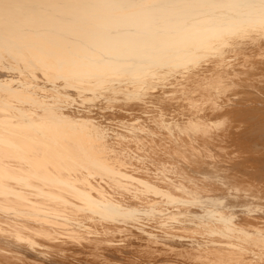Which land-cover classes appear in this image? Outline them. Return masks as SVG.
Instances as JSON below:
<instances>
[{"label":"bare ground","instance_id":"bare-ground-1","mask_svg":"<svg viewBox=\"0 0 264 264\" xmlns=\"http://www.w3.org/2000/svg\"><path fill=\"white\" fill-rule=\"evenodd\" d=\"M24 36L27 37L26 40H30L25 42H33L38 50L39 56H36L37 53L35 55L37 61L34 60L36 57L31 55V52L35 50L28 48V44L24 42ZM0 46L7 50L5 53L4 50L0 52L6 54L0 55V68L8 71L5 74L10 73L11 77L15 74L12 78L16 81L15 84L4 85L6 91L7 89L9 91L7 94L10 95L14 88L28 85L26 81L30 76L34 79L39 77L37 71L41 69H44V72L41 70L43 79L32 81L33 86H37L40 91L37 92L38 95L46 97L44 93L47 91H43L46 87L50 89V92L53 90L51 94L56 89L66 92L62 106L41 102V107L39 105L41 109L38 107L40 110L33 108L34 102L30 103L29 99H22L26 97L25 94L23 96L20 94L22 101L18 100L16 104L12 102L16 106L20 101V107L12 109L10 99L12 96L6 99L7 94L2 93L4 88L0 92L5 97L0 95L1 228H4L5 222L6 226L12 229H16L17 224L22 228L25 225V229L28 225L31 229L41 231L40 236L36 234L41 239L43 238L41 234L46 233V235L58 237L61 241L62 233L58 234L62 236L56 237V232L58 233L61 229L67 228V231L71 229L77 234L80 233L82 237L83 231L84 233L88 231V234L93 233L92 230L95 231L94 229L98 226L104 225L105 223H100L102 220L101 222L106 221V225L102 226L104 228L109 227L110 223L118 225L130 223V226L132 225L136 230L139 229V232L149 233L154 237L158 234L159 237L160 234L164 236V233H154L149 227L146 228V224L143 225L148 216L149 218L157 217L163 228L165 226L172 228L177 224L174 225V222L183 223L187 220L191 225L188 224L194 226L200 232L198 235L201 236H195V233V237H191L193 232L190 234L191 231H188L191 237L188 241L189 246H197L199 252L203 253L209 261L213 263L219 261V264H225L224 262L226 264H264V104L262 102L261 106L256 103L257 105L253 104L252 108L244 107L243 104L247 99L239 97L240 93L237 95L234 92L236 95L231 94L225 99L214 100L217 105L212 111L195 110L196 106L202 105L208 98V94L205 92H197V94L196 90L219 91L223 95L232 85L241 86L245 81L248 82L244 79L245 77L243 78L246 73V75H253L254 79L251 76L250 79L260 81V83L256 81L255 84L251 82L249 85L254 86L256 94L260 93L264 97V0H0ZM11 47L19 50L22 56L25 55L26 58L21 57L29 60L31 66L22 65L25 60L15 58L14 54L13 58L8 57L12 51ZM204 57H206L204 59L206 64L208 59L213 58L214 61V57H217L218 60L215 59L221 62V65L227 66L225 65L226 68L223 70L217 69L219 65L214 66L212 62V68L219 72L214 71L213 75L209 72L206 74L203 70H211V67L206 68V64L203 66L202 63V70L199 66L201 65L199 62H202L201 58L203 60ZM255 57L258 59L255 60ZM54 60L56 63L58 61L57 67L52 64ZM64 62L67 63V67L63 65ZM248 62L251 63L249 67H252L248 69L249 71L239 69L240 65L243 66L245 63L247 65ZM13 65L16 72L17 69H20L19 72L25 71L22 77L21 73H16L13 68H10ZM172 65L182 68L179 72H182L183 78L199 77L198 83L194 82V79H192L194 81L188 79L189 82L186 83L191 82V85L196 83L200 88L195 84L196 87L193 86V90L198 89L190 93L191 85L186 83L182 85V82L186 80L181 83L175 80L177 79L174 78L175 73L173 78L170 76L166 80L167 76H164L165 80H161L163 75H168L177 68L171 67L173 69L170 68V73L165 70L168 74L164 72L160 80L157 78V83L150 84V89L156 88L154 92L157 94L160 92H157L158 87L162 86L164 90L162 89L157 95L172 97L173 99L170 100L176 99L173 102L174 105L179 104L181 108L190 107V113L184 111V114L178 110L179 107L173 108L174 105L166 107L165 103L158 104L166 98L162 97L164 100L157 102L156 111L150 114V117L145 116L147 119L145 118L144 122L143 119L142 123L139 121L141 115L138 113L139 115L136 114L138 119L128 121L130 124L124 123L125 130L121 131L111 125V119H115V116L100 114L99 110L94 108L81 109L84 107L83 102L86 99L89 100V95L87 98L83 97L85 100L82 96L90 91L91 86L97 87L99 91L103 88L101 92L104 100L109 103L115 100L117 94H122L120 96L125 100L131 98L135 100V97L140 99L144 97L143 91L133 87L124 88L121 82L131 77H136L138 80L141 79L140 76L149 78L147 74L156 73L158 69H169ZM183 72L186 76H183ZM1 73L0 80L5 75L3 71ZM18 74L19 76H16ZM261 76L262 80L259 78ZM17 77H21L22 79H19L22 81H18ZM58 78L62 81L59 82ZM56 81L60 84L64 82L72 88L65 89V86V90L60 89L59 87L62 86L55 83ZM2 82L0 81V84ZM240 82H242L241 85ZM246 82L245 85H247ZM147 84L149 83L142 86L145 87ZM183 86L189 91L185 87L183 90ZM92 87L91 89L94 88ZM69 88L72 90L77 88L78 94L71 96V93L76 90L71 91ZM27 89L26 92L29 95ZM109 89L111 92L108 93L112 95L107 93ZM169 89H173L171 92L173 91L175 98L170 95ZM177 89L185 91L186 94L182 97L183 92ZM97 90L95 91L99 94ZM114 90H116L115 94ZM95 91L92 92L95 93ZM229 92H232V89L231 91L229 89ZM17 93L19 95V92ZM54 94L51 97H54ZM256 94L254 93V98ZM38 95L36 96L39 98ZM58 96L60 95L57 94L56 97ZM149 96L152 95L148 94ZM37 97H34L35 102L39 101H36ZM152 97L149 99L153 101L151 104H154L156 99L151 100ZM26 100L27 103H25ZM144 100L141 103H145ZM97 101L102 103L99 99ZM145 101L149 103L148 100ZM22 102L25 105H22ZM44 102L47 100L45 99ZM98 102L93 104H100ZM38 104L36 103V107ZM146 105H144L145 108ZM131 107L135 108V106ZM120 110L122 114V109ZM143 111L141 110V114ZM170 111L173 112L169 114ZM225 115L239 120V124H244L243 129L235 133L234 129L230 128V130L228 128L221 131L214 130L216 119ZM17 116L19 119L22 118V122L20 121L22 124L16 123ZM120 119L123 122L126 121L124 118L120 117ZM120 119L116 121L122 124ZM5 123L9 124L8 127ZM217 123L221 127L222 121ZM154 133L158 137H153ZM149 134V139H146L145 137ZM220 141L225 146L231 145L232 150L227 151L225 149L227 146L224 147L221 143L219 146ZM154 142L158 147L160 146L157 148L159 152L154 150ZM133 144L135 148L143 146L144 149L147 148V152L153 151L163 168L157 167L156 169L160 171L150 172L146 169L147 165H138L134 162L133 158L137 160L142 157L137 152L139 148L134 151ZM171 159L180 160L176 164L173 160L170 163H174L170 167L174 170L173 172L178 173L177 177L164 173V167L167 168L165 161ZM159 162H157L158 165H161ZM98 173L108 179L105 181L103 176L97 175ZM93 176L96 177L95 179L100 177L106 182L103 181L105 185L107 180H110L108 182L112 184L116 183L123 190V194L121 193L124 196H122L123 199H119L120 195L117 194L113 198L109 187L105 189L110 183L107 186L102 185V180H100L101 183L99 180L95 182ZM114 189L113 192L117 188ZM150 194L152 196H149ZM167 205H172L173 208ZM96 220L100 225H94L96 227L94 228L92 222ZM181 224L176 226L180 227ZM126 225H124L125 229H127ZM153 227L155 229L154 225ZM163 231L169 232L165 233L167 235L165 237L171 236V239L182 245L185 237L186 239L188 237L183 235L185 233ZM105 232L103 230V233ZM17 235L14 237L15 245L20 247L18 244L22 245L20 242L23 241H20L21 237L17 239ZM21 235L24 237L23 240L28 237ZM181 235L185 236L182 240H180ZM13 236L10 237L13 238ZM108 236L110 240L113 239L112 235L108 234ZM174 236L180 239L177 240ZM4 237H7V240L11 239L0 234V241L4 240ZM28 239L30 244L31 239ZM167 239H161V241H167ZM15 240L12 242L15 243ZM17 240L20 242L18 243ZM178 242L177 245H180ZM36 243L39 246L45 244L34 241L35 247ZM33 245L26 248L33 252L31 251L34 248H31ZM7 251H3L5 256H2L0 264L2 262L7 264L9 258L14 256ZM12 260L11 258V263L15 264Z\"/></svg>","mask_w":264,"mask_h":264},{"label":"rangeland","instance_id":"rangeland-1","mask_svg":"<svg viewBox=\"0 0 264 264\" xmlns=\"http://www.w3.org/2000/svg\"><path fill=\"white\" fill-rule=\"evenodd\" d=\"M21 16V15H20ZM12 34H15V33H18V32H11ZM25 33V32H24ZM24 38V42L25 41H27V40H29V39H25V38H27V37H23ZM30 41V40H29ZM25 44L27 45V46H29L28 48H30L31 50H35V51H33V52H31V55H32V57H38L39 55H38V50L35 48V45H34V43L32 42H25ZM31 45H33V46H31ZM0 48H1V46H0ZM13 47H11V54L8 56V57H14L15 56V58H17V57H19V59H21L22 57H25V55L24 56H22L23 54L18 50L17 51V49L16 48H13V49H16V50H14L13 51V49H12ZM34 48V49H33ZM2 49V50H1ZM0 49V52H2L5 48H1ZM5 51L7 52V50H4L3 52L5 53ZM15 51L17 52V53H15ZM250 50H248V52H249ZM22 54H20V53ZM19 53V54H18ZM33 53H35L34 55H33ZM36 53H37V55H36ZM14 54V56H12ZM0 55H6V54H3V53H0ZM16 55H18V56H16ZM36 55V56H35ZM22 56V57H21ZM50 56V55H49ZM240 56H242V55H240ZM37 57L36 58H34V60H36L37 61ZM258 57V56H257ZM26 58V57H25ZM206 57H204L203 58V60L205 59ZM208 58V57H207ZM217 59V57H214V61H213V58H210L211 59V61H210V59H208L207 60V64H206V60H202V58H201V60L200 61H202V62H199V60H198V62L201 64V65H199L200 66V69L202 68V63H203V66H204V64H206L205 65V67L206 68H208V67H211V70L210 69H206L205 67H204V69H206V70H203V68H202V70L203 71H205L206 72V74L209 72V73H211L210 75H213L214 74V69L212 68V62H214V66H218L219 68H217V69H224V68H226L225 67V65L226 64H223V65H221L222 63L221 62H218L216 59ZM229 58V56L227 57V59ZM52 59V58H51ZM54 59V58H53ZM256 59H258V58H256L255 57V60ZM260 59V58H259ZM22 61H24L25 59L24 58H22L21 59ZM39 60V59H38ZM58 61H59V59H58ZM58 61H57V63H56V60H54L53 62H52V64H55V67H57V65H58ZM215 61H217V62H215ZM220 61V60H219ZM60 62V61H59ZM198 62L196 61V63L198 64ZM23 63V62H22ZM196 63H194V64H196ZM211 65H210V64ZM217 63V65H215ZM12 64V63H11ZM25 64V66H31V64L29 63V60L27 61V60H25L24 61V63L22 64V65H24ZM66 65L67 63L66 62H64L63 63V65ZM194 64H191V65H194ZM209 64V65H208ZM250 64L251 63H247V65H246V63L245 64H243V66L245 67H247L246 69L243 67V66H241L240 65V67H239V69H243V70H247V71H249L248 69L250 68L249 66H250ZM227 66V65H226ZM239 66V65H238ZM252 66V65H251ZM24 67V66H23ZM26 67V68H27ZM65 67H67V65L65 66ZM171 67H177L176 69H174V70H172V71H174V72H172L171 71V69H173V68H171ZM10 68H13V71H15L16 72V69H15V66L13 65V67H10ZM25 68V67H24ZM171 68V69H170ZM252 68V67H251ZM250 68V69H251ZM70 69V68H69ZM168 69V68H167ZM166 68L163 70V69H158L159 71H157L156 70V73H150L151 75H149V74H147L148 76H149V78H147V76L145 77V76H143V77H145L143 80H142V76H140L141 77V79L140 80H138L136 77V79L134 78V77H131V78H128L129 79V81H128V79H125L126 81L124 82H121L122 84H123V87L125 88V87H133V88H139L140 89V91H143V93L142 94H144L143 96L144 97H142V98H140V99H137L135 96V100H134V98H133V100H132V98L131 99H129V100H125L124 98H122L120 95H122V94H117L116 96H115V100L113 101V102H111V103H109V102H107L106 100H104V96H103V94H102V92H101V90L103 89V88H101L100 89V91L99 90H97L98 88L97 87H94V88H96L95 90H97V91H99V94H98V92H96L95 90H94V88L93 89H91V87H90V91L89 92H86V94H83V96H82V98L84 97V98H87V96H88V99L89 100H87L86 99V101H84L83 103H84V107L86 108H84V107H82L81 109H84V110H88V109H90L91 110V108H94L95 110H99V113L101 114V113H104L105 115H110V117H113V116H115V119H111L112 120V123H111V125L112 126H115V128L116 129H118V130H125L124 128H123V126L125 125V124H130L128 121H130L131 122V120L132 119H136L137 117H136V114H140L141 116H140V119H139V121L142 123V119H143V122H144V119L146 118V117H150L151 115L150 114H152V113H154L155 111H156V108H157V105L158 104H161V103H165V104H167V105H164V106H166V107H172L173 105H174V103L173 102H175V100L176 99H174V100H170V99H173L172 97L171 98H167L166 96V98L165 97H163V96H161L160 97V95H157L158 93L160 94V92L162 91V89L164 90V88H162V86H161V88H159L158 87V89H160V90H158L157 89V92L158 91H160V92H158L157 94L154 92V90L156 89V88H154L153 90L152 89H150L151 88V86H150V84H153L154 82L155 83H157L158 82V79L157 78H159V80H160V76H162L163 74H165V73H167L166 71H171V73L170 74H168V75H163V77L161 78V80H165V79H163V78H165L166 76V80L170 77V76H172L171 78H173V75H174V73H175V75H174V78H177V79H175V80H177L178 82H182V81H185V82H182V85H184L186 82H189L188 81V79L190 80L191 79V77L190 78H188L187 79V77H185V78H183V77H181L182 75H181V73L182 72H179V69L180 70H182V68H178V66H170L169 67V69L167 70ZM178 69V71H175V70H177ZM216 69V70H217ZM0 70H2L1 68H0ZM23 70V69H22ZM21 70V71H22ZM42 71L44 70V69H41ZM41 70H39V71H37V73H39V75L38 74H36V75H38L39 77H41V79L39 78V77H36L35 79H34V77H32V76H30L29 77V79L26 81L27 83H29L28 85L26 84V86H24V87H19V88H14V92L12 91H10L11 92V94L9 95V94H7V91H8V89H7V91H6V89L4 88V85L7 83V84H9V85H11L12 83L13 84H15V82L16 81H13V79L12 78H14L15 77V74H13L12 75V77H11V74L9 73V74H7L8 73V71H6V70H2L3 72H4V74H5V72H7L6 74L8 75L7 77L4 75V77H1V82H2V80L4 81L5 80V77H6V80L4 81V82H2L1 84H3V85H1V88H0V92L2 91V89L4 88V90H3V95H5V93L7 94V96L5 95V97H7L6 99H9L11 96V107H12V109H15V107H20L19 105H20V101H22L21 100V95L23 96L24 94L26 95V97L24 96L22 99H29L28 101L31 103V102H34L35 103V105H33L34 107L33 108H35L36 110H40L41 108V102H42V104H47L48 103V105H54V104H56L57 106H62L64 103H62V100L63 99H65V97H66V95H65V93L66 92H64L63 90H58V89H56L57 91H60V92H58L57 93V91L55 92L54 91V93H52L51 94V92L53 91V90H51V92H50V89L48 90V87H46L43 91L45 92V90L47 91V92H45L44 93V95H47L46 97L45 96H43V95H38L37 94V92H40L39 90H38V87L37 86H33L34 85V82H32L33 80H36L37 79V81H41L42 79H43V77H44V75H41V74H43V72L41 71ZM166 70V71H165ZM1 71V72H2ZM20 71V69L18 70L17 69V72L20 74L21 73V77L23 76V74L25 73V71H22V72H19ZM42 73H41V72ZM160 71H161V73H160ZM211 71V72H210ZM218 72H219V70H217ZM217 71H215L216 73H217ZM0 72V74H1V76H2V73ZM16 72V73H17ZM165 72V73H164ZM72 73V72H71ZM158 73V74H157ZM160 73V74H159ZM19 74L18 75H16V76H19ZM155 74V75H154ZM177 74V75H176ZM185 74V72H183V76H186V75H184ZM247 74V73H246ZM245 74V75H246ZM10 75V76H9ZM153 75V76H152ZM243 76V78L244 79H246L248 82H246V84L247 85H245V82L244 81H242V82H244L242 85H241V83L242 82H240V85L241 86H237V85H239V84H234V85H232L230 88H227L226 90H225V92L223 93V95H221L222 93H220L219 91L217 92H208V91H206V89H199V90H196V89H198V88H200L199 86H197V84H196V86L198 87V88H195V90H196V92H195V90H193V86H195V84H193V85H191L190 83H186V84H190L189 86V89H191L192 88V92H190V93H202V92H205L206 94H208V98H206V100H204V102L202 103V105L200 104V105H198V107L196 108L195 107V110L197 109V111H199V112H209V111H212L213 109H215L216 108V106L215 105H217L216 104V101H218V100H221V99H225L226 98V96H229V95H236L237 93H240L239 94V97H245L247 100H245V103L243 104V106L244 107H247V108H252L253 107V104H255V105H260L261 106V103L262 104H264V97H263V95H260V93L259 94H256V91H255V89H254V86L253 85H249V84H251V82L252 83H256V81H259V80H252V79H250L251 77L254 79V77H253V75H246V76ZM43 76V77H42ZM154 76H157L156 78L154 77ZM165 76V77H164ZM248 76V77H247ZM251 76V77H250ZM11 77V78H10ZM21 77H17L18 78V81L20 80L19 78H21ZM139 77V78H140ZM152 77H154V78H152ZM193 77H196V76H193ZM192 77V79H194V80H192V81H194V82H196L197 81V83H198V81L199 80H197V78L198 79H200L199 77H196V78H193ZM10 78V79H9ZM31 78H33V79H31ZM38 78H39V80H38ZM135 80H137V81H135ZM260 78V80H262V76L261 77H259ZM22 79V78H21ZM59 79V78H58ZM130 79H131V83H130ZM154 79V80H153ZM157 79V80H156ZM249 79V80H248ZM9 80V81H8ZM55 80H57V79H55ZM60 80V79H59ZM58 80V81H59ZM190 80V81H191ZM11 81V82H10ZM20 81H22V80H20ZM58 81H56L55 83H59V82H61L62 80H60L59 82ZM108 81H109V79H108ZM107 81V83H109ZM111 81V80H110ZM127 81L129 82V83H127ZM135 81V82H134ZM10 82V83H9ZM31 82V83H30ZM144 82V83H143ZM151 82V83H150ZM160 82V81H159ZM142 83V84H141ZM145 83H149V84H147V85H145V87H143L144 86V84ZM179 83V84H180ZM184 83V84H183ZM258 83H260V81L258 82ZM6 84V85H7ZM13 84H12V86H13ZM60 84V83H59ZM91 85H93L92 83H90ZM117 85H118V83H117ZM143 85V86H142ZM249 85V86H248ZM3 86V87H2ZM60 86H62V87H59L60 89H64V87H65V89L67 88L68 89V87H70V86H68V85H66V84H64V82H62L61 84H60ZM135 86V87H134ZM186 86H188V85H186ZM195 86V87H196ZM237 86V87H236ZM26 87H28V89L26 88ZM117 87V86H116ZM143 87V88H142ZM163 87H164V85H163ZM184 87L185 86H183V90H185L184 89ZM243 87V88H242ZM70 88H72V87H70ZM69 88V89H70ZM145 88V89H144ZM148 88V89H147ZM185 88H187V87H185ZM233 88H235V89H233ZM26 89L28 90V92L31 94H29L28 95V93L26 92ZM64 89V90H65ZM75 90L77 89V88H74ZM74 89L72 90V89H70L71 91H74ZM143 89V90H142ZM150 89V90H149ZM189 89L187 88L186 90H188L189 91ZM229 89H230V91H231V89H232V92H229ZM12 90V89H11ZM22 90H24V92L22 91ZM95 91V93L94 92H92V91ZM171 90H173V89H171ZM171 90L169 89V92H171ZM177 90H179V91H181V92H183V90H181V89H177ZM203 90V91H202ZM240 90H242V92L240 91ZM33 93V96L34 97H37L36 95H38L39 96V98L37 97V99H36V101H38V102H35L34 100V97L32 96V93ZM43 91H42V94H43ZM105 92H106V90H104ZM113 91V90H112ZM147 91V92H146ZM150 91H153L154 93L152 94V92H150ZM156 91V90H155ZM191 91V90H190ZM16 92V93H15ZM17 92H19V95H18V93ZM76 92V93H75ZM78 92V90H76V91H74V93H71V96L73 95H76V94H78L77 93ZM108 92H111V89H109V91L107 90V93ZM115 92H116V90H114V94H115ZM173 92V91H172ZM172 92H171V96H173V94H172ZM229 92V93H228ZM234 92L236 93V94H234ZM2 93H0V95H1V97L3 96L2 95ZM8 93H9V91H8ZM13 93V94H12ZM36 93V94H35ZM197 93V94H198ZM211 93H214V94H211ZM227 93V94H226ZM248 93V94H247ZM254 93L257 95L255 98L253 97L254 96ZM16 94V95H15ZM21 94V95H20ZM54 94V97H51L52 95ZM57 94H59L60 96H58V97H56L57 96ZM80 94V93H79ZM109 95L111 94V93H108ZM148 94H151L152 96H149V97H152L151 98V100H153V98H154V100H155V102H154V104H151L152 102L150 101V99H149V97H148ZM183 94V95H182ZM181 95H182V97L186 94L185 93V91L182 93ZM211 94V95H210ZM15 95V96H14ZM56 95V96H55ZM99 95V96H98ZM105 95V94H104ZM112 95V94H111ZM157 95V96H156ZM169 95V96H170ZM179 95H180V93H179ZM218 95H220V96H218ZM238 95V94H237ZM250 95H251V97H250ZM9 96V97H8ZM16 96L18 97V98H16ZM28 96V97H27ZM70 96V97H71ZM101 96H102V98H101ZM114 96V95H113ZM147 96V97H146ZM4 96H3V98H5ZM15 97V98H14ZM20 97V98H19ZM69 97V98H70ZM98 97H100V98H98ZM120 98L119 99V101H116V100H118L117 98ZM165 98V100H166V102H165V100L163 99V98ZM174 97V96H173ZM12 98H14V99H12ZM32 98H33V100H32ZM83 98V99H84ZM93 98H95L96 99V101H95V99H93ZM148 100L149 101V103L148 102H146L145 100ZM162 98V99H161ZM175 98V97H174ZM177 98V97H176ZM219 98V99H218ZM261 98H262V100H261ZM15 99H17V100H15ZM47 100V102H44V100ZM59 99V100H58ZM97 99H99V100H101L102 101V103L99 101H97ZM137 99V100H136ZM144 100V102L145 103H147V105L145 104V103H141V101L142 100ZM209 99V100H208ZM258 99V100H257ZM18 100H20L19 101V104H17L16 106L15 105H13V104H16V103H18L17 101ZM27 100H26V102L25 103H27ZM59 102H58V101ZM85 100V99H84ZM126 102H125V101ZM131 100V101H130ZM164 100V101H163ZM167 100H169V101H167ZM214 100H216V101H214ZM250 100V101H249ZM70 101V100H69ZM89 101V102H88ZM91 101V102H90ZM139 101V102H138ZM160 102V101H163V102H160V103H158L157 104V102ZM171 101V102H170ZM249 101V102H248ZM258 101V102H257ZM12 102H14L13 104H12ZM100 103V104H93V103ZM143 102V101H142ZM169 102H170V105H168L169 104ZM25 103L23 104V102L21 103L22 105H25ZM36 103L38 104V103H40V104H38L37 105V107H36ZM62 103V104H61ZM127 103H128V106H127ZM209 105H208V104ZM250 103L252 104V105H250ZM257 103V104H256ZM68 104V103H67ZM112 106H111V105ZM122 104V105H121ZM124 104V105H123ZM132 104V105H131ZM156 104V105H155ZM205 104H207V105H205ZM10 105V104H9ZM22 105H21V107H22ZM39 105H40V107H39ZM130 105V106H129ZM144 105H146V108H145V106ZM172 105V106H171ZM177 105V106H176ZM88 108H87V107ZM89 106H90V108H89ZM107 106H108V108H107ZM122 106V107H121ZM131 106H135V108L134 107H131ZM243 106H239V107H241V108H244ZM10 106H9V108H11ZM40 109H39V108ZM115 107V108H114ZM141 108V110L143 111V114H141L142 112H141V110L139 109V108ZM178 107H179V109H178ZM183 107V106H182ZM186 107V106H185ZM181 108L180 107V105L179 104H175L174 105V107L173 108H176V109H178V110H180V112H182V113H184L185 114V112L186 111H188V113H190L191 112V109H190V107L189 108ZM203 107V108H202ZM215 107V108H214ZM26 108V107H25ZM125 108H128L129 110L127 111ZM144 108V109H143ZM149 108V109H148ZM11 109V110H12ZM94 109H92V110H94ZM120 109H122V114H121V110ZM134 109V110H133ZM153 109H155V110H153ZM184 109V110H183ZM168 110H170V109H168ZM118 111V112H117ZM123 111H125V112H123ZM133 111V112H132ZM185 111V112H184ZM120 112V113H119ZM129 112V113H128ZM131 112V113H130ZM150 112V113H149ZM173 111H170L169 112V114L170 113H172ZM125 113H128V114H125ZM148 113V114H147ZM187 113V112H186ZM133 114V115H132ZM135 114V115H134ZM138 114V115H139ZM112 115V116H111ZM150 115V116H149ZM117 116V117H116ZM131 116H133V117H131ZM146 116V117H145ZM168 116V115H167ZM22 116H20V118H21ZM120 117L121 118H124V119H126V121L125 122H123L122 121V119H120ZM143 117V118H142ZM222 117V118H221ZM16 118V117H15ZM18 118V119H17ZM17 118L15 119L16 120V123L17 122H19V123H21L22 122V118L21 119H19V116H17ZM120 119V121L122 122V124H120L119 122H117L116 121V119ZM127 118H129V120L127 119ZM138 119V118H137ZM147 119V118H146ZM222 119V120H221ZM21 121V122H20ZM134 121V120H133ZM132 121V123H136V122H133ZM138 120H137V122H139ZM146 121V120H145ZM217 121L218 122H220V121H222V124H221V127H224V128H222L221 129V127H220V125H219V123H217ZM128 122V123H127ZM226 122V123H225ZM125 123V124H124ZM224 123V124H223ZM6 124V125H5ZM4 125L5 126H7L8 127V125L9 124H7V123H5ZM22 124V123H21ZM214 126H213V128H214V130H219V131H221V130H224V129H226V128H230V129H234L233 130V132L235 133V131H240V130H242L243 129V125L244 124H239V120H234V119H232V118H228V115H225V116H220L218 119H216V122H214ZM234 124V125H233ZM118 126V127H117ZM156 126V125H155ZM216 126V127H215ZM218 126V127H217ZM235 126V127H234ZM220 127V128H219ZM157 128V127H156ZM155 128V129H156ZM239 128V129H238ZM154 129V128H153ZM158 129V128H157ZM229 129V130H230ZM126 132V131H125ZM158 132V130L156 131V133ZM165 132V131H164ZM159 133V132H158ZM157 133V134H158ZM165 133H167V132H165ZM232 135L231 136H233V133H231ZM150 136V134L149 135H147V137H145L146 139L148 138ZM153 137H158V135H156L155 133L153 134ZM149 139V138H148ZM146 141V140H145ZM151 142V141H150ZM223 144V142L222 141H220L218 144H219V146L221 145V144ZM156 145V146H155ZM224 145V144H223ZM135 145L133 144L132 145V147L134 148V151H137V150H135V149H140L139 151H137L138 153H140V155H141V157H142V159H141V161H140V159H137L136 160V158L134 159H132V160H134V162H136L138 165H143V164H145V165H147L148 166V168H146L147 170L149 169V171L150 172H154V170H156V171H160V169H156L157 167H160V168H163V166H162V163H160L159 161H157V159L155 158L156 156V154L154 155V152L152 153L151 151H149L148 150V152H147V148L146 149H144V147L142 148V147H134ZM227 146V145H226ZM225 145H224V147H226ZM153 147H155L154 148V150L156 149V152H159V150H157V148H159L158 147V145L156 144V142H154V146ZM228 147H230V149L228 148ZM234 147V146H233ZM142 148V149H141ZM144 149V150H143ZM227 151H231L232 150V147H231V145H229V146H227L226 148H225ZM146 150V151H145ZM144 152V153H143ZM147 152V153H146ZM149 152H151V153H149ZM143 153V154H142ZM148 154H150V155H148ZM152 154H153V156H152ZM147 155V156H146ZM153 157V158H152ZM136 160V161H135ZM153 160V161H152ZM174 161V163L176 164V162L177 161H180V160H174V159H171V160H166L165 161V164H166V169H165V167H164V173L166 172V174H169V176H172V177H177L178 175V173H176V172H173L174 170L170 167L171 165H173V164H170V163H172L173 161ZM149 161V162H148ZM171 161V162H170ZM140 162V163H139ZM152 162V163H151ZM156 162V163H155ZM157 162H159L161 165H158V163ZM142 163V164H141ZM168 163L170 164V165H168ZM179 163V162H178ZM153 164V165H152ZM164 165V164H163ZM155 166V167H154ZM162 166V167H161ZM168 166H169V168H168ZM171 168V169H170ZM167 170V171H166ZM170 171V172H169ZM176 174V176H175V174ZM153 175H154V173H152ZM173 174V175H172ZM98 176H103L102 174L100 175V173H98L97 174ZM94 176H96V174L94 175ZM94 176H93V178H94ZM100 177H98V179H95L94 178V180H96L95 182H98V180H99V182H100V180H102V179H100ZM104 177V178H103ZM102 178L105 180V179H108V178H106V176H103ZM91 179H92V177H91ZM104 180H102L101 182H103ZM106 181V180H105ZM104 181V182H105ZM108 181H110V180H107V184L105 185L104 184V182L103 183H101L102 185H105V186H107L109 183V185L105 188V189H107L108 187V189L109 190H111V191H109V192H111V194H113L112 196H113V198H114V195L116 196V194L117 195H120V197H118L119 199L121 198V199H123L122 198V188L120 189V187H118L117 185H116V183H114V184H112L111 182H108ZM106 183V182H105ZM110 185H113V186H110ZM104 186V187H105ZM116 189H114V188ZM115 190V192H113L112 190ZM120 190V191H119ZM118 192H120V193H118ZM122 193V194H121ZM65 194H67V193H65ZM125 195H128V193L126 194L125 193ZM149 196H152V194H150ZM117 197H115V198H117ZM124 197V196H123ZM156 197H158V196H156ZM2 198V197H1ZM0 198V200H2ZM117 198V200H119ZM136 199V198H135ZM135 199H133V200H135ZM147 199V198H146ZM145 199V200H146ZM140 200V199H139ZM75 201H77V200H75ZM138 201V200H137ZM78 202V201H77ZM163 206H165V205H163ZM162 206V207H163ZM167 206H171V208H173V206L172 205H167ZM259 211V210H258ZM144 219L145 218H147V217H143ZM150 218H152L153 220H151ZM149 218V216H148V220L147 219H145V223H144V219H142V222L144 223L143 225L145 226V224L147 225V227L146 228H148L149 227V229L150 230H152V232H158L159 234L160 233H164V236H162L161 234L159 235V237L156 235L155 237H154V235L152 236V235H150L149 233H143L142 231L141 232H139L140 230L139 229H135L132 225L130 226V223H129V225H126V224H120L119 223V225L118 224H116V223H110L111 225L109 226V227H107V226H105L106 228H104V227H102V226H104V225H106V221L105 220H103V221H105V222H101L102 220H100V223H102V224H104V225H100V223H98L99 221L98 220H96V222H92V225H93V227H94V225H96V226H98V225H100V226H98V228H96V227H94V228H96V229H94L95 231H93L92 230V232L93 233H89V234H93L92 236L93 237H91V235H89L88 234V231L86 232V233H84V231H83V233H81V235H82V237H80V233L79 234H77V232H74V231H72L70 228V230L72 231H70V230H66L67 228H65V230H62V232H61V230L60 231H58V233L56 232V237L57 236H62V239H60L61 241H59L58 240V237L57 238H55V236L53 237V236H51V234H47L46 235V233H42L41 235H43V238L41 239L39 236H40V233H41V231L40 230H36V229H31L28 225L26 226V229H25V225H23V228H22V226H20V225H18L17 224V228L16 229H12V228H9L8 226H6L7 225V223L5 222L4 224H3V226H4V228H1L2 229V231H4V232H2L1 231V229H0V234H2V235H4V236H8V238H11L13 235V238H11V239H6L7 237H4L5 239L3 240V239H1V241H0V260H2L3 258H2V256H5L4 254H3V251H6V250H8L7 251V253L8 254H14V256H11V258L13 259L12 260V262H14L15 264H151V262L153 263V264H210V263H212V264H219V261H216V262H211V261H209L208 260V258L206 257V256H204V254L203 253H201V252H199V248H197V246H189L190 244H188V241H189V239L191 238V237H195V236H199L200 234V232L198 231V230H196L195 229V227L194 226H190L191 225V223H189V221H184L183 223L182 222H180V223H178V222H174V225L176 224V225H178L179 226V224H181L180 225V227H181V229H180V227H178V226H176L175 225V227L173 226L172 228L170 227V226H165V228H168V229H165V228H163L161 225V223H159V219H157V217H154V216H151ZM149 219H150V221H149ZM158 220V223H157V220ZM156 220V222H154ZM5 221H7V220H5ZM79 221H81V220H79ZM147 221H149V222H147ZM89 222V221H88ZM141 222V223H142ZM147 222V223H146ZM187 224H186V223ZM90 223V222H89ZM96 223V224H95ZM151 223V224H150ZM156 225H155V224ZM190 225H189V224ZM98 224V225H97ZM108 224V223H107ZM112 224H113V226H112ZM150 224V225H149ZM184 224V225H183ZM9 225V224H8ZM124 225H126V228L127 229H125L124 227ZM149 225V226H148ZM153 225L155 226V229H154V227H153ZM160 225V226H159ZM20 226V227H19ZM183 226H185V227H183ZM186 226H187V228H186ZM28 227V228H27ZM132 227V228H131ZM151 227H153L152 229H151ZM156 227H157V229H156ZM177 227V228H176ZM183 227V228H182ZM188 227L190 228V227H192V228H190V229H188ZM8 228V229H7ZM104 228V229H103ZM122 229V230H121ZM186 229H188V230H186ZM192 229H194L195 230V232H194V230H192ZM36 230V231H35ZM97 230V231H96ZM103 230H104V232L105 231H107V232H105V233H107V234H105V233H103ZM112 230V231H111ZM130 232V231H132V232H128V231ZM163 230H168V231H170L171 230V232L173 231L174 233L176 232L177 234L179 233V234H183V233H185V234H183V235H185V236H188L187 237V239H186V237L185 236H182V237H177V236H174V237H176L177 238V240H182V238H184L185 237V241H183V245H182V243H180V242H178V241H176L175 242V240L174 239H171V236H168V237H170V238H168V237H165V233L167 232H164ZM175 230V231H174ZM183 230H185L184 232H183ZM10 231H12V232H10ZM63 231H65V232H63ZM190 232V234L192 235L191 237L189 236L190 234H189V232ZM197 231H198V233H197ZM5 232H6V234H5ZM16 234H15V233ZM68 232V233H67ZM95 232V233H94ZM97 232H100V233H98L97 234ZM136 232V233H135ZM172 232V233H173ZM59 233H62V235L60 234V235H58ZM67 233V234H66ZM73 233H76L77 235L75 236V234H73ZM127 233V234H126ZM139 233V234H138ZM169 232H167V234H168ZM188 233V235H186ZM197 235H196V234ZM17 234H20V235H17ZM21 234H23V235H25V237L26 236H28V237H26L27 239L28 238H30L31 239V241H30V244H28L29 243V239H28V241H27V239L25 238L24 240H23V236L21 235ZM35 234V235H34ZM36 234H38L39 236H37ZM64 234H66V235H64ZM94 234H97V235H94ZM108 234H110V235H112L113 236V239L112 240H110V238H109V236H108ZM141 234V235H140ZM194 234H195V236H194ZM199 234V235H198ZM11 237H10V236ZM15 235H17V239H18V237L20 238V241H23V242H20L19 240H17V242L19 243H22V245L21 244H18V246H20V247H17V245H15L16 244V238L14 239V237H16ZM30 235V236H29ZM50 235V236H49ZM54 235V234H53ZM67 235H69V236H67ZM86 235V236H85ZM99 235V236H98ZM101 235V236H100ZM105 235V236H104ZM128 235H130L129 237H128ZM67 236V237H66ZM74 237V238H70V237ZM89 236H90V238H89ZM104 236V237H103ZM152 236V237H151ZM160 236H162L161 238H160ZM167 236V235H166ZM42 237V236H41ZM44 237H45V239H44ZM49 237V238H48ZM78 237V238H77ZM131 237V238H130ZM158 237V238H157ZM163 237H165V238H163ZM199 237H201V236H199ZM37 238V239H36ZM47 238V239H46ZM50 238H51V241H50ZM80 238V239H79ZM155 238V239H154ZM160 238V239H159ZM168 238V239H167ZM15 240V243H13L14 242V240ZM22 239V240H21ZM57 240V242H54L55 240ZM63 239H65V240H63ZM89 239V240H88ZM94 239V240H93ZM100 241H99V240ZM148 239V240H147ZM158 239V240H157ZM161 239H163V240H166L167 239V241H161ZM9 240H11V241H9ZM53 240V241H52ZM170 240H172V241H170ZM184 240V239H183ZM4 241H6V242H4ZM8 241V242H7ZM13 241V242H12ZM25 241H27V242H25ZM34 241L35 242H40V243H45L44 245H38V243H36L37 245H36V247H35V244H34ZM42 241V242H41ZM63 241V242H62ZM65 241V242H64ZM79 241H81V242H79ZM10 242H11V244H10ZM103 242V243H102ZM110 242H112V243H110ZM118 244H117V243ZM119 242H121V243H119ZM167 242V243H166ZM170 242V243H169ZM172 242V243H171ZM177 242H178V244H180V245H177ZM186 242V243H185ZM2 243V244H1ZM9 243V244H8ZM23 243H25V245H27L28 247H30L31 245H33L31 248H35V251H34V248L31 250V251H33V252H30L26 247L27 246H24V244ZM137 243V244H136ZM154 243H156V244H154ZM4 244H6V245H4ZM92 244V245H91ZM15 245V246H14ZM182 245V246H181ZM10 246V247H9ZM3 247H5V248H3ZM19 248V249H17V248ZM38 247V248H37ZM49 247V248H48ZM9 248V249H8ZM12 248V249H11ZM16 248V249H15ZM25 248V249H24ZM42 248V249H41ZM181 248V249H180ZM190 248V249H189ZM195 248V249H194ZM2 249H4V250H2ZM22 249V250H21ZM30 249V248H29ZM36 249H39V250H41V251H38V250H36ZM82 249V250H81ZM43 250V251H42ZM124 250H126L125 252H124ZM197 250V251H196ZM16 251H19V252H16ZM21 251V252H20ZM24 251V252H23ZM26 251V252H25ZM29 251V252H28ZM60 251V252H59ZM37 252V253H36ZM192 252V253H191ZM133 253V254H132ZM158 253V254H157ZM184 253H187V254H184ZM197 253V254H196ZM17 254H18V256H17ZM66 254V255H65ZM107 254V255H106ZM193 254V255H192ZM16 255V256H15ZM46 255V256H45ZM110 255V256H109ZM112 256V257H111ZM8 257H10L9 255H8ZM16 257V258H15ZM47 257V258H46ZM11 258H9L10 260H9V262L7 263V264H12L11 263ZM33 258V259H32ZM18 259V260H17ZM54 260V261H53ZM161 260V261H160ZM23 261H25V262H23ZM203 262V263H202ZM218 262V263H217ZM225 264H226V262H224ZM1 264H5L4 262H2ZM222 264V263H221ZM227 264H229V263H227Z\"/></svg>","mask_w":264,"mask_h":264}]
</instances>
